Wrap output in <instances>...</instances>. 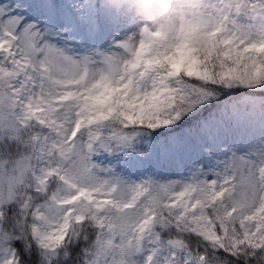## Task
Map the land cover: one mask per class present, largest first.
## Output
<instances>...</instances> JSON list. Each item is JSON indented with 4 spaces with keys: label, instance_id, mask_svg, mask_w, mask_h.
<instances>
[{
    "label": "snow or ice",
    "instance_id": "snow-or-ice-1",
    "mask_svg": "<svg viewBox=\"0 0 264 264\" xmlns=\"http://www.w3.org/2000/svg\"><path fill=\"white\" fill-rule=\"evenodd\" d=\"M198 16L0 0V264H264V0Z\"/></svg>",
    "mask_w": 264,
    "mask_h": 264
},
{
    "label": "clouds",
    "instance_id": "clouds-1",
    "mask_svg": "<svg viewBox=\"0 0 264 264\" xmlns=\"http://www.w3.org/2000/svg\"><path fill=\"white\" fill-rule=\"evenodd\" d=\"M101 3L113 10L131 13L137 18L140 28L168 32L198 23L203 0H101ZM187 38L193 47H203L204 40L199 30L194 29ZM2 79L9 84L12 78L4 76Z\"/></svg>",
    "mask_w": 264,
    "mask_h": 264
},
{
    "label": "rangeland",
    "instance_id": "rangeland-1",
    "mask_svg": "<svg viewBox=\"0 0 264 264\" xmlns=\"http://www.w3.org/2000/svg\"><path fill=\"white\" fill-rule=\"evenodd\" d=\"M115 13L117 15L125 18L129 22L131 28L126 29L125 31H135L136 30L135 27L138 26L139 22L134 15H132L131 13L124 11V10H121V11L115 10Z\"/></svg>",
    "mask_w": 264,
    "mask_h": 264
}]
</instances>
